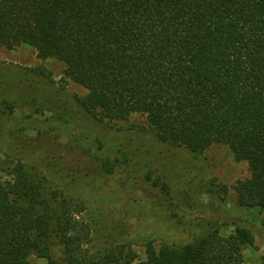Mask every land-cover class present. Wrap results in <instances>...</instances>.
Masks as SVG:
<instances>
[{"label":"trees","instance_id":"trees-1","mask_svg":"<svg viewBox=\"0 0 264 264\" xmlns=\"http://www.w3.org/2000/svg\"><path fill=\"white\" fill-rule=\"evenodd\" d=\"M22 45L62 62L86 90L81 106L103 120L139 114L170 146L228 147L250 172L233 186L237 205L264 210V0H0V50ZM7 171L0 264H29L32 255L48 264H241L242 247L253 244L238 225L181 248L148 244L144 259L119 247L92 252L81 202L21 161Z\"/></svg>","mask_w":264,"mask_h":264},{"label":"rangeland","instance_id":"rangeland-1","mask_svg":"<svg viewBox=\"0 0 264 264\" xmlns=\"http://www.w3.org/2000/svg\"><path fill=\"white\" fill-rule=\"evenodd\" d=\"M64 70L27 45L0 50L2 182L11 163L21 161L46 186L81 202L92 252L119 247L144 259L148 244L181 248L213 230L228 236L239 225L253 236L241 264H264V210L239 207L233 189L250 177L246 162L221 144L192 153L162 143L139 114L125 122L101 119L81 106L86 90ZM153 202L161 208L152 209ZM51 248L61 261L56 239ZM28 261L48 264L37 255Z\"/></svg>","mask_w":264,"mask_h":264}]
</instances>
